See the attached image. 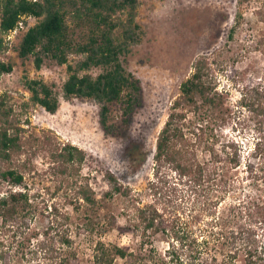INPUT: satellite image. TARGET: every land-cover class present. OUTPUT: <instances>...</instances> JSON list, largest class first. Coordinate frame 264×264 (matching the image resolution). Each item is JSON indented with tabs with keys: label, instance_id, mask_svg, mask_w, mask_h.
<instances>
[{
	"label": "trees",
	"instance_id": "trees-1",
	"mask_svg": "<svg viewBox=\"0 0 264 264\" xmlns=\"http://www.w3.org/2000/svg\"><path fill=\"white\" fill-rule=\"evenodd\" d=\"M138 4V0H0V53L8 49L4 35L20 17H36L18 43V56L33 55L37 69L45 57L66 64L63 96L99 103L100 127L106 134L114 133L113 106H119L120 122L126 124L140 104L138 80L120 59L141 41ZM72 56L78 57L74 63L69 62ZM11 68L0 59V76ZM93 68L100 71L92 75ZM209 71L208 57L198 56L157 135L153 178L148 182L151 198L145 203L133 198L128 217V226L142 238L141 248L97 240L90 264L118 260L120 264H264V101L249 104L246 93H240L241 106L255 112L254 142L243 162L241 145L234 140L199 159L185 143L183 125L188 110L209 116L224 105ZM24 86L30 95L23 108L40 105L50 113L57 110L59 100L51 85L26 77ZM8 97L0 94V182L7 187L0 191V264H78L74 228L81 229V224L93 232L94 224L74 223L68 208L77 212L81 206L96 204L88 184L74 179L85 152L65 142L51 148L45 139L52 173L68 178L61 188L64 202L48 204L43 191L35 188L36 171L26 167L25 160L16 164L23 154L22 113L6 104ZM105 177L108 195L132 196L131 188L112 173ZM110 218L107 229L114 225V217ZM158 233L167 238L163 253L152 246Z\"/></svg>",
	"mask_w": 264,
	"mask_h": 264
},
{
	"label": "rangeland",
	"instance_id": "rangeland-1",
	"mask_svg": "<svg viewBox=\"0 0 264 264\" xmlns=\"http://www.w3.org/2000/svg\"><path fill=\"white\" fill-rule=\"evenodd\" d=\"M138 2L136 21L141 29V41L120 59L138 80L140 104L126 124L120 122L119 106H113L114 133L106 134L101 129L99 103L63 96L62 85L68 76L66 64L58 65L45 57L37 69L33 55L26 59L18 56V43L25 29L12 40L5 39L8 49L0 53V59L12 65L9 72L0 76V94L7 93L6 104L11 105L15 113H22L19 117L23 128V154L16 164L25 160L26 167L36 171L35 188L43 191L48 204L64 202L61 188L68 178L64 180L52 173L45 139L50 141L51 148L65 142L85 152L74 179L88 184L96 204L81 206L77 212L68 208L74 223L86 224L90 220L94 224L93 232H88L81 224V229L78 225L74 228L78 264H90L97 240L134 250L141 248L142 238L128 226L133 198L141 203L151 198L148 182L153 178L156 138L168 117L172 100L180 92V83L193 72V62L198 56L208 57L209 78L224 102L209 116L203 112H186L185 143L199 159L208 158L210 150L220 152L228 140H234L241 145L243 162L254 142L255 112L241 106L240 93H246L249 104L264 101V0ZM36 20H25V24L30 26ZM232 27L234 30L229 37ZM77 59L69 57V62ZM99 71L93 68L89 73L96 75ZM26 77L41 79L53 87L59 100L54 113L40 105L23 108L22 102L30 95L24 86ZM106 172L129 186L132 196L108 195L110 185ZM26 177L30 178L27 173ZM6 188L0 182V191ZM183 206L189 207V204ZM110 216L114 217V225L107 229ZM151 240L157 251L163 253L167 248V238L162 233ZM148 244L143 245L146 250Z\"/></svg>",
	"mask_w": 264,
	"mask_h": 264
},
{
	"label": "built area",
	"instance_id": "built-area-1",
	"mask_svg": "<svg viewBox=\"0 0 264 264\" xmlns=\"http://www.w3.org/2000/svg\"><path fill=\"white\" fill-rule=\"evenodd\" d=\"M32 1H36V0H32ZM29 19L35 20L36 17L32 15H22L18 20L17 24L4 35L5 36L4 39L12 40L19 33V31L23 29L27 30L29 26H26L25 20H29Z\"/></svg>",
	"mask_w": 264,
	"mask_h": 264
}]
</instances>
